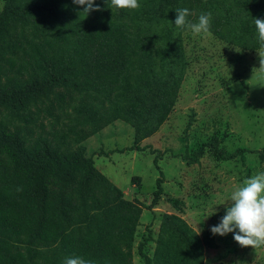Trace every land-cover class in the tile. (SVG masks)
<instances>
[{
    "label": "trees",
    "instance_id": "trees-1",
    "mask_svg": "<svg viewBox=\"0 0 264 264\" xmlns=\"http://www.w3.org/2000/svg\"><path fill=\"white\" fill-rule=\"evenodd\" d=\"M139 3L127 10L96 0L101 10L87 14L73 0H3L0 111L22 116L23 122L8 125L0 119V264H64L69 257L92 264L132 261L139 200L125 198L83 145L68 147L65 129L52 124L46 131L40 120L46 132L35 133L28 124L31 106L51 113L70 104L91 124L83 135L114 118L128 120L133 139L126 148L142 150L139 140L172 109L185 66L180 43L145 24L158 25L168 12L172 35L176 9L188 8L192 22L210 12L214 33L261 46L254 18L264 19V0ZM208 143L221 158L237 152L226 153L215 138ZM204 144L181 158L197 160ZM255 151L264 159V145ZM152 159L158 175L150 207L162 192L164 175L157 155ZM158 224L151 256L137 244L143 264H202L204 245H213L211 233H200L173 212L162 213Z\"/></svg>",
    "mask_w": 264,
    "mask_h": 264
},
{
    "label": "rangeland",
    "instance_id": "rangeland-1",
    "mask_svg": "<svg viewBox=\"0 0 264 264\" xmlns=\"http://www.w3.org/2000/svg\"><path fill=\"white\" fill-rule=\"evenodd\" d=\"M167 15L168 12L162 14L156 26L154 20L145 25L153 26L163 39L180 43L185 66L172 109L154 132L139 140L144 145L142 150L126 148L133 139L128 120L117 117L83 135L91 124L82 121V112L70 104L61 110L55 108L52 114L44 106L38 110L31 106L29 112L32 118L28 124L35 133L44 134L52 124L65 129L68 147L83 145L85 154L92 155L96 167L121 189L125 198L135 196L139 200L141 209L131 243V264H143L137 250L139 242L144 253L151 256L162 213L178 214L200 233H211V226L225 214L222 203L231 192L244 179L264 172V159H259L255 151L264 145V82L258 79V51L263 49L244 46L233 36L223 38L211 29L210 34L194 35L189 29L174 26L170 35ZM235 48L241 51L236 52ZM0 119L8 125L23 122L22 116H11L5 110L0 111ZM40 120L46 131H41ZM212 138L226 153L236 150V154L218 157L208 143ZM200 143L205 144L197 160L181 158L183 154L192 155ZM155 154L164 175L162 192L150 207L158 175L152 159ZM133 174L138 175L134 182L130 179ZM214 205L216 214L204 219ZM212 238L213 245L203 247L202 264H264V247L242 248L232 233L212 234Z\"/></svg>",
    "mask_w": 264,
    "mask_h": 264
},
{
    "label": "clouds",
    "instance_id": "clouds-1",
    "mask_svg": "<svg viewBox=\"0 0 264 264\" xmlns=\"http://www.w3.org/2000/svg\"><path fill=\"white\" fill-rule=\"evenodd\" d=\"M75 5L89 14L92 11H100L96 0H73ZM113 7L118 9L135 10L140 7L139 0H111ZM174 24L180 29H189L194 35L210 34L211 13H203L198 17V22H192L187 17L190 15L188 8L176 9ZM258 40L264 49V19L254 18ZM240 52L241 48H235ZM261 75L258 79L264 82V50L258 51ZM225 205V214L220 217L218 224L211 226L213 235L225 236L233 234L234 241L240 247L257 249L264 247V172H259L243 180L241 186L233 190L228 199L222 203ZM220 205V204H218ZM213 209L205 215L208 218L218 211ZM200 232V231H199ZM199 234V233H198ZM64 264H92L82 257L66 258Z\"/></svg>",
    "mask_w": 264,
    "mask_h": 264
}]
</instances>
